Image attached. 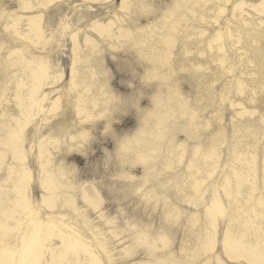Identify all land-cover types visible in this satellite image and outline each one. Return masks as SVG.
<instances>
[{
    "label": "bare ground",
    "instance_id": "obj_1",
    "mask_svg": "<svg viewBox=\"0 0 264 264\" xmlns=\"http://www.w3.org/2000/svg\"><path fill=\"white\" fill-rule=\"evenodd\" d=\"M138 1L0 0V264H131L94 189L70 193L55 167L104 114L76 51L122 36L163 90L144 128L163 140L139 135L129 151L139 166L153 152L139 196L183 228L177 251H195L184 264H264V0H210L180 28L172 13L190 0L154 21L134 18Z\"/></svg>",
    "mask_w": 264,
    "mask_h": 264
},
{
    "label": "rangeland",
    "instance_id": "obj_2",
    "mask_svg": "<svg viewBox=\"0 0 264 264\" xmlns=\"http://www.w3.org/2000/svg\"><path fill=\"white\" fill-rule=\"evenodd\" d=\"M209 1L190 0L191 9L186 6L187 9H178L173 12L174 19L182 13L181 23L179 25L178 20L175 27H183L187 18L190 17L191 21L197 14L206 10ZM252 1L238 0L236 8H242L245 4L259 5V1ZM177 3L179 0L138 1L134 5L135 8L133 7L134 18L140 19L146 15L145 17L154 21L164 10L162 16L164 15V20L165 18L167 20V15ZM208 12H210L208 15H211L213 11L209 10ZM204 18L208 20L207 16ZM139 23L141 27L146 24L145 22ZM122 40L126 39L122 36L115 45L107 46L105 49L95 48L89 57L88 55L84 56V58L88 57L87 60H84L82 53L78 54L76 51L77 58L79 56L81 59L79 69L82 74L88 75L91 82L96 85L95 91L100 100L99 104H103L104 114L95 127L86 131L81 144L61 150L62 156L55 167L62 171L60 178L63 182L70 183L74 188L70 190V193L80 196L82 199L83 188L92 187L94 189V193L99 199L97 211L105 215L104 219L108 220V226L112 227L111 230L117 235L116 238L119 241L122 240L123 248H128L126 251H131L127 253V256L122 254L126 262L131 264H184L183 259L191 258L195 255V251H177L182 247L180 240L185 234L183 228L181 226L170 227L166 223L167 210L164 211L165 216H163L159 212L162 208L158 207V212L152 210V206H154L152 199L144 201L139 196L138 189H142L144 183L150 178H147L148 173L144 167L148 163L147 156L150 153L153 156V152L150 150L147 153L145 149L141 150V155H138L142 159L139 162L140 166L132 162L129 157L130 147H137L135 140L138 138L137 136L143 135L144 138H150L151 141L163 140L144 133V130L148 129L149 122L157 123L159 121L156 116L158 107L155 103L156 100L162 101L161 91L163 90L154 86L152 72L151 76L147 75L149 63L144 60L141 54L143 47L138 45L127 47V41L121 42ZM177 43L183 44V41ZM234 45L241 46V41H234ZM218 60L221 63V58ZM57 65L59 64L57 63ZM84 65H87V68H83ZM152 65L150 62V66ZM83 203L87 207V202L83 201ZM82 209L83 207L79 208L77 214L79 211L82 213ZM143 231L146 232L141 233ZM141 237L147 240L154 239L151 240L152 244H148L147 248L150 249H144L140 245L135 249L136 242ZM161 237L165 238L163 242L157 239ZM189 242L188 240L187 243ZM214 243L216 246V240ZM161 246L165 247L161 248ZM132 247L134 249H131ZM213 253L215 251H212ZM185 255H188V258ZM209 260L207 259V261ZM207 261L205 264L213 262V260ZM217 262L222 263L220 259Z\"/></svg>",
    "mask_w": 264,
    "mask_h": 264
}]
</instances>
